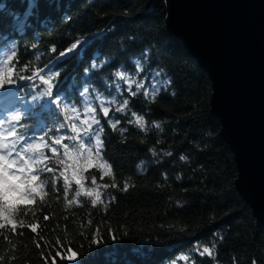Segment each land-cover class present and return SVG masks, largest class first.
Wrapping results in <instances>:
<instances>
[{"label":"trees","instance_id":"1","mask_svg":"<svg viewBox=\"0 0 264 264\" xmlns=\"http://www.w3.org/2000/svg\"><path fill=\"white\" fill-rule=\"evenodd\" d=\"M0 4L22 15L29 0ZM35 4L23 32L14 30L12 18L0 10V34L7 36L0 42V60L9 51L3 45L14 43L16 52L9 64L15 83L0 87V95L16 91V102L24 108L17 134L42 143L37 138L48 131L49 144L53 136H64L69 154L77 155L79 141L70 137L79 134L89 145L99 133L102 148L98 155L93 146L91 159L96 165H110L112 175L101 178L104 169L99 167L83 172L85 190L101 194L95 206L91 204L95 196L83 192L76 196L80 189L75 182L66 190L58 179L57 191L49 182L43 201L37 197L27 215L21 209L14 216L15 230L0 229V264H76L61 259L69 247L77 253L78 264H264V228L236 186L235 156L220 136L221 122L212 112V82L168 30L167 0H35ZM96 33L100 35L94 38ZM84 38L89 43L83 51L60 55ZM55 73L59 75L50 81L52 97L42 96ZM162 80L170 81L167 89L161 87L154 101L146 98L145 91L160 87ZM50 99L54 102L48 107ZM66 105L75 109L67 120ZM122 106L124 111H117ZM103 108L108 109L107 116ZM12 113L6 99L1 101L0 118ZM132 113L143 117L145 130L135 125ZM109 121H119L115 130ZM60 123L69 127L59 129ZM57 147L63 164L53 161L47 167L58 175L68 165L70 175L72 161ZM43 150L51 157L48 149ZM80 152L78 163L83 164L89 153L86 148ZM50 175L42 174L41 181ZM205 247L212 250L211 256L200 255Z\"/></svg>","mask_w":264,"mask_h":264},{"label":"water","instance_id":"2","mask_svg":"<svg viewBox=\"0 0 264 264\" xmlns=\"http://www.w3.org/2000/svg\"><path fill=\"white\" fill-rule=\"evenodd\" d=\"M166 24L212 82L236 186L264 228V0H167Z\"/></svg>","mask_w":264,"mask_h":264},{"label":"snow or ice","instance_id":"3","mask_svg":"<svg viewBox=\"0 0 264 264\" xmlns=\"http://www.w3.org/2000/svg\"><path fill=\"white\" fill-rule=\"evenodd\" d=\"M36 8L35 0H29V4L25 12L21 15L17 12H12L10 10H7V6L5 4H0V10H5V14L12 18L13 21V28L14 30H17L19 32H23L25 27L29 26L28 21L29 17L33 15V9ZM100 34L96 33L94 34V38L98 37ZM7 41V36L0 34V42ZM89 43L88 38H84L82 40H77L75 43L71 45L69 49H66L65 52L60 53L61 56L66 55L68 52H75L78 49L80 51H83L82 46H85ZM3 47H9V51L5 54L4 59L0 60V87L5 86L6 84H13L15 83V80L12 79V72L9 69V64L13 60V58L16 55L15 52V44L3 45ZM3 48L0 47V51H2ZM52 51H55V48L52 49ZM137 65L139 64V61H136ZM92 67L96 68L97 65L93 61ZM7 74V78H5V75ZM56 75L58 76V73L50 74L49 81H47V87L44 89V92L42 93V96L52 97L53 95V84L50 82L52 79V76ZM116 75L120 77L121 79L128 81L129 85L133 83L132 81H129L128 77L125 76L123 73L117 72ZM159 75V73H157ZM20 79H24V77H20ZM30 79V78H29ZM41 80L43 81V77H41ZM160 87H157L153 85V88L151 92L145 91L144 96L148 98L149 96L154 101L156 97L159 95L161 87L167 89L168 84L170 83L169 80H162L158 82ZM142 87V85L137 86ZM87 91V89H85ZM129 91L131 92V88L129 87ZM131 95L135 96V92H131ZM174 95V93H173ZM33 99H36L35 97ZM54 100L50 99L47 101V106L51 107ZM58 102V101H55ZM127 101H125V105H127ZM69 111H75V109H71L70 106H65L64 113H65V120L68 119V113ZM94 111V110H93ZM117 111L123 112L124 107H120L117 109ZM104 115L107 116L108 109L103 108ZM25 113H21L19 111L13 112L9 117H7L5 120L0 121V229L5 228H11L12 230H15L17 227L16 221L14 219V216L18 213L19 210H24V215L28 214V207L30 205H33L36 203V198L39 197L41 201H43V196L45 192L46 185L50 182L52 185V188L54 191H57L56 189V183L58 179H62L65 189L69 188L73 182H75L76 185L79 186L80 191L76 192V196H80L81 192L87 197H93L95 196V199L91 200V204L93 206L96 205L97 200L100 199V192L96 189L92 190H85L84 188V179L83 172L86 171L89 167H99L104 169L101 173V178L103 176H110L112 175L111 172V166L103 163L100 165H96L93 163L91 159V152L92 147L95 146L96 152L99 155L101 148H102V141L100 139L99 133H97L95 136L92 137V144L85 145L84 140L79 136V134L74 135L73 137H70V139L78 140L79 144L77 146V155H70L69 154V145L67 143H64L63 141L66 139V137H55L53 136L52 143L49 144L45 137L48 136L49 132L46 131L43 133L42 136L37 138L40 142H36L33 140L32 142H28L29 138L26 137L23 134H17L16 124H18L24 117ZM135 122V125L140 130H145V121L142 116H138L135 113H132ZM92 123L99 124V121L93 120ZM110 123V126L113 130L116 129L117 123ZM7 124L8 128L5 129L4 125ZM154 127L159 128V123L154 122ZM21 127H25L24 125H21ZM66 127H69V125L65 123L59 124V129H65ZM92 124L90 123L88 125V128L91 129ZM9 132L10 139H7L4 137V131ZM71 130L73 133H76V127L75 124L71 125ZM162 130V129H161ZM51 131V129H49ZM103 129H100V132H102ZM121 133L125 131V129L120 130ZM85 135H90L89 132H85ZM63 149V157L67 160H71V173H69V166L64 165L63 170L58 173V175L54 172L52 168H48L47 164L51 163L53 161L56 162V164L59 166L63 164V160L57 155L58 153V147ZM48 149L50 153L52 154L51 157L46 156L43 149ZM87 149V152L89 153V158L87 161L83 164L78 163L80 156L83 154L80 152V149ZM153 151V154H155V150ZM165 155H171V153H165ZM181 160L186 159V157L181 156ZM42 174H51L48 178H46L44 181H41L40 177ZM166 175V174H165ZM177 179H180L181 177L177 176ZM91 183L93 185L96 184V177L93 176ZM105 188L108 186L105 185ZM128 185L125 183L124 185V191H127ZM114 200L115 197H112ZM72 201H68V204H71ZM48 217L45 216V220H47ZM21 224H23V220L20 221ZM91 223V221H89ZM32 231L36 230L35 225H28ZM97 229V233H98ZM114 238V237H113ZM94 243L99 244L100 240L96 239ZM67 255L61 256L62 260H67L69 262H76L78 264L79 257L77 256L76 252H73L71 248L69 247L66 249ZM209 255L211 256L212 250L210 248H203L202 251H200V255ZM60 255V253H58ZM186 259V257H185Z\"/></svg>","mask_w":264,"mask_h":264},{"label":"rangeland","instance_id":"4","mask_svg":"<svg viewBox=\"0 0 264 264\" xmlns=\"http://www.w3.org/2000/svg\"><path fill=\"white\" fill-rule=\"evenodd\" d=\"M3 96L8 100L9 110H12V112L15 111L21 112L22 107L16 102V91H9L8 93L4 92L2 95H0V101L1 99H5L3 98ZM4 128L7 129L8 125L5 124ZM4 137L6 138V140L10 139L9 132L7 130L4 131Z\"/></svg>","mask_w":264,"mask_h":264}]
</instances>
